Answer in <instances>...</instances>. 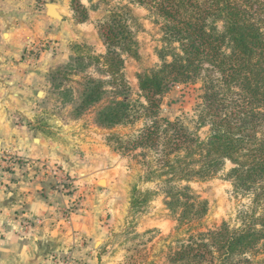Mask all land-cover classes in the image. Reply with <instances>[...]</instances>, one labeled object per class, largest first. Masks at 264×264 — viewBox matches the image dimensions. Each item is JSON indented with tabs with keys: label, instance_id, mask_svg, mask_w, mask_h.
<instances>
[{
	"label": "trees",
	"instance_id": "16d2710c",
	"mask_svg": "<svg viewBox=\"0 0 264 264\" xmlns=\"http://www.w3.org/2000/svg\"><path fill=\"white\" fill-rule=\"evenodd\" d=\"M131 1L158 26L161 63L137 74L140 97L132 98L123 55L139 58L134 17L127 5L110 9L98 22L105 53L72 58L79 70L94 69L81 76L76 116L93 108L95 125L105 129L140 122L113 134V149L140 164L142 181H157L167 208L178 212V227L189 226L171 264H264V0ZM196 84L191 125L160 114L173 86ZM227 162L225 180L240 201L235 223L192 230L208 204L190 182L216 177ZM148 195L134 185L131 202L145 203Z\"/></svg>",
	"mask_w": 264,
	"mask_h": 264
},
{
	"label": "rangeland",
	"instance_id": "374dc122",
	"mask_svg": "<svg viewBox=\"0 0 264 264\" xmlns=\"http://www.w3.org/2000/svg\"><path fill=\"white\" fill-rule=\"evenodd\" d=\"M33 1L34 8L30 10L33 13L24 20L26 25L22 34L27 40L26 45L16 61L24 68H40L35 76L29 78L33 88L31 99L35 102L31 111L36 114L30 122L31 127L63 150L58 153V158L40 160L33 171L41 170L49 193L65 196L67 201L58 208L65 223L77 210H86L94 216L99 234L91 251L99 262L171 264L169 256L180 242H186L189 226L178 227V212L167 208L157 181H142L139 178L143 171L140 164L131 156L113 149L112 135L126 134L140 127V122L131 126L100 128L94 123L93 108L77 117L75 106L81 89V76L94 74V69L91 66L81 71L72 60L79 53L104 54L105 46L98 34V22L106 18L110 9L129 6L134 17L129 24L138 42L139 58L136 60L123 55V73L132 98L139 99L137 74L161 63L155 52L161 46L158 26L147 10L131 0ZM45 2L58 5V11L63 16L60 22L48 16L51 21H44ZM15 12L19 14L21 11L15 9ZM58 70L66 74H57ZM198 86H173L162 96L160 114L170 119L180 117L191 125L189 118L201 92ZM38 91L43 92L42 96H37ZM205 130L199 129L201 137L205 135ZM37 134L35 144L39 143ZM24 164L25 160L15 158L13 154L1 153L0 172L3 178L4 175L7 178H4L7 180L6 187L13 180L16 166ZM229 167L227 162L224 171L216 177L190 182L193 192L208 204L207 214L192 230H204L222 221L235 223L240 201L234 198L231 185L225 180ZM134 185L140 192L149 191L145 203L131 202ZM17 225L18 235L28 236L37 221L21 216ZM90 242L93 239L88 241L92 247ZM73 254L74 251L69 250L52 257L56 261L72 263L78 259Z\"/></svg>",
	"mask_w": 264,
	"mask_h": 264
},
{
	"label": "crops",
	"instance_id": "0c3cea01",
	"mask_svg": "<svg viewBox=\"0 0 264 264\" xmlns=\"http://www.w3.org/2000/svg\"><path fill=\"white\" fill-rule=\"evenodd\" d=\"M33 2L0 0V158L5 152L25 160L24 166L13 170V180L8 187L6 176L4 179L0 172V264H102L91 251L99 234L94 216L86 210H77L65 223L58 211L67 201L65 196L49 193L41 170L33 171L40 160L58 158V153L63 151L57 143L37 134L35 127H31L36 114L31 111L35 102L31 99L33 88L29 78L40 68H24L16 61L26 45L22 34L24 20L33 13L30 11L34 8ZM45 3L42 18L48 21ZM15 9L21 12L18 14ZM6 33L7 38H4ZM35 134L38 144L34 143ZM21 216L37 221L28 236L17 233ZM90 239H93L92 247L88 243ZM69 250L78 256L72 263L52 257Z\"/></svg>",
	"mask_w": 264,
	"mask_h": 264
},
{
	"label": "water",
	"instance_id": "95a60500",
	"mask_svg": "<svg viewBox=\"0 0 264 264\" xmlns=\"http://www.w3.org/2000/svg\"><path fill=\"white\" fill-rule=\"evenodd\" d=\"M45 13L46 15L54 20H57L58 22H60L63 18V16L59 13L58 11V5L53 3V2H47L45 3ZM7 33L3 35L4 38H7ZM43 92L42 91H38L37 92V96H42ZM37 140V139H36ZM103 180V179H101ZM100 182V181H99ZM101 184V183H100Z\"/></svg>",
	"mask_w": 264,
	"mask_h": 264
},
{
	"label": "bare ground",
	"instance_id": "6f19581e",
	"mask_svg": "<svg viewBox=\"0 0 264 264\" xmlns=\"http://www.w3.org/2000/svg\"><path fill=\"white\" fill-rule=\"evenodd\" d=\"M104 182V181H103Z\"/></svg>",
	"mask_w": 264,
	"mask_h": 264
}]
</instances>
